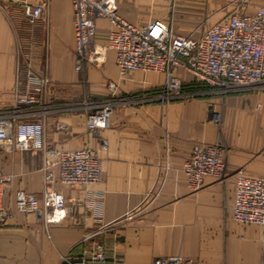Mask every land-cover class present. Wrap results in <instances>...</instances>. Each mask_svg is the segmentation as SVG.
<instances>
[{
    "label": "crops",
    "instance_id": "crops-1",
    "mask_svg": "<svg viewBox=\"0 0 264 264\" xmlns=\"http://www.w3.org/2000/svg\"><path fill=\"white\" fill-rule=\"evenodd\" d=\"M49 2V16L29 22L22 4L0 1V109L15 104L19 78L38 86L27 73L30 68L50 76L40 91L50 102L85 94L107 96L111 80L121 93L164 83V72L120 74L112 48L98 63L86 62L83 70H76L72 0ZM117 2L120 14L137 25L161 19L193 36L196 17H187L193 18L188 24L179 22V0ZM262 2L251 0L246 11L254 13ZM109 30V22L98 18L99 45H108ZM176 72L193 82L186 69L178 67ZM212 106L222 111L221 124L210 119ZM39 116L47 143L64 149L91 145L99 151L102 180L89 185L56 180L54 186L66 201L59 222L18 211L0 228V264H151L156 257L170 255H181L179 264H262L264 228L235 220L232 206L237 170L264 175V89L209 92L168 103H119L109 127L100 131L87 128L82 109H56ZM57 119L68 124L67 131L56 129ZM102 139L107 140L106 148ZM205 141L226 145L227 174L210 176L195 189L184 166L195 144ZM42 156L41 150H0V163L13 174L5 187L6 203L17 189L42 194ZM98 242L106 247L104 261L92 256Z\"/></svg>",
    "mask_w": 264,
    "mask_h": 264
},
{
    "label": "built area",
    "instance_id": "built-area-1",
    "mask_svg": "<svg viewBox=\"0 0 264 264\" xmlns=\"http://www.w3.org/2000/svg\"><path fill=\"white\" fill-rule=\"evenodd\" d=\"M22 4L29 22L47 16L49 0H0ZM236 10L206 28L200 35L177 32L172 23L161 19L137 25L119 12L117 0H72L76 47L75 69L83 70L86 62L97 63L108 48L116 53L120 74L136 70L164 72L162 85L141 92L121 93L114 81H109L110 93L104 97L85 94L82 98L65 102L42 99L41 89L51 81L46 72L30 68V83L17 80L15 104L0 109V150L43 153L41 195L17 189L9 203L4 200L5 187L13 174L0 163V228L15 214L34 213L39 219L59 222L65 216V195L54 186L62 184H95L102 180V159L91 145L64 149L46 141L42 116L56 109L85 113V123L92 131L109 127L112 113L119 103L137 104L158 100L168 103L176 99L200 96L209 92L227 94L246 89H264V2L254 13L247 12L251 0H237ZM110 24L108 45L96 42L97 19ZM182 67L194 76L188 84L176 72ZM209 117L221 121V112L211 109ZM59 131H67L65 121L56 120ZM102 139V147H107ZM190 185L201 188L210 176L224 178L227 174V147L221 141L198 142L184 166ZM233 217L243 223H255L264 228V175L251 176L239 169L235 175ZM96 234L94 232L91 235ZM93 259L106 260V247L95 244ZM181 255L161 256L151 264H179ZM264 264V249L262 255Z\"/></svg>",
    "mask_w": 264,
    "mask_h": 264
},
{
    "label": "rangeland",
    "instance_id": "rangeland-1",
    "mask_svg": "<svg viewBox=\"0 0 264 264\" xmlns=\"http://www.w3.org/2000/svg\"><path fill=\"white\" fill-rule=\"evenodd\" d=\"M237 5V0H228L225 4H223V0H190L188 2L187 0H179V22L181 21L188 24L189 22H193V18L187 19V17H196L194 19L196 23L195 25H193L194 27L192 28L193 30L191 31V34L193 36H198V34H201L213 23L222 19L223 14L228 15L229 13L235 11ZM49 12L50 10H48L47 12V17L49 16ZM100 59H102V56L99 57L98 62L100 61ZM194 81L195 80H193V82ZM211 109H216V107L212 106ZM218 111L221 112V121L217 123L211 118L210 119L216 124H221L223 120V113L221 110Z\"/></svg>",
    "mask_w": 264,
    "mask_h": 264
},
{
    "label": "trees",
    "instance_id": "trees-1",
    "mask_svg": "<svg viewBox=\"0 0 264 264\" xmlns=\"http://www.w3.org/2000/svg\"><path fill=\"white\" fill-rule=\"evenodd\" d=\"M191 83L193 84L194 82H190V83H188V84H191Z\"/></svg>",
    "mask_w": 264,
    "mask_h": 264
}]
</instances>
